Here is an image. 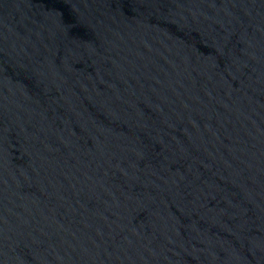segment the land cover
I'll return each instance as SVG.
<instances>
[{
	"label": "water",
	"instance_id": "water-1",
	"mask_svg": "<svg viewBox=\"0 0 264 264\" xmlns=\"http://www.w3.org/2000/svg\"><path fill=\"white\" fill-rule=\"evenodd\" d=\"M0 264H264V0H0Z\"/></svg>",
	"mask_w": 264,
	"mask_h": 264
}]
</instances>
